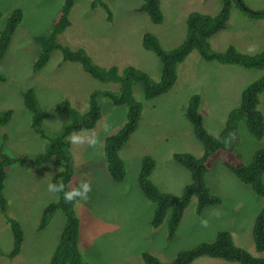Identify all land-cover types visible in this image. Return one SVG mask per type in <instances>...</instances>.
Returning <instances> with one entry per match:
<instances>
[{"label":"rangeland","instance_id":"rangeland-1","mask_svg":"<svg viewBox=\"0 0 264 264\" xmlns=\"http://www.w3.org/2000/svg\"><path fill=\"white\" fill-rule=\"evenodd\" d=\"M241 1L251 11L264 14V0ZM64 2L0 0V30L14 9L22 12V21L0 61V112H12L8 124L0 126V152L3 155L33 156L46 146V142L28 126L30 114L21 97L28 88L35 93L43 112L41 126L49 137L65 122L53 111L55 104L67 100L83 113L92 92L117 91V85L94 80L78 64L62 62L58 50L51 52L38 72L32 70L38 54L33 38L51 30L52 20ZM72 2L70 25L57 37L60 44L71 50L84 49L92 63L102 68L115 66L121 71L128 65L134 66L154 81L159 79L160 63L153 53L141 48L142 35L151 33L164 50L173 49L185 37V19L189 13H202L200 9L213 8L211 13L214 15L220 5V0H216L218 6L215 0H160L163 21L154 25L139 11L142 0H102L111 13L110 21L101 8H90L92 0ZM203 2L206 3L203 5ZM234 12L221 32L210 40L211 51L223 52L235 44L240 45L239 51L250 55L264 52V20H250L243 13ZM248 45H255V52L250 53L246 49ZM242 69L207 62L192 51L177 66L176 83L166 94L144 100L140 85L133 84L132 95L142 108L138 129L118 154L126 173L122 183L113 182L107 174L102 148L104 138L125 121V110L113 106L106 98L98 99L101 116L89 132L95 131L101 143L95 148L69 143L68 149L74 177L76 175L79 183L89 182L92 188L88 199L75 201L73 207L79 219L78 244L83 262L145 264L140 255L149 252L167 263L179 252L212 241L220 230L229 231L234 244L250 255L264 257V253L255 251L251 239L253 217L261 208V198L219 162L212 165L204 180L210 192L220 198L221 204L207 207L197 216L194 211L196 201L192 198L171 240L167 239L166 219L157 228L149 226L154 205L143 196L136 183L141 159L148 156L154 162L151 182L163 192L180 195L190 183V175L173 160L172 154L186 152L198 157L202 151L185 117L188 100L192 95L199 96L198 113L202 116L203 126L210 135H217L224 127L228 113L238 105L240 94H234L264 75V70ZM259 102L264 117V92ZM105 123L109 126L107 132L104 131ZM227 145L241 155L242 161L248 162L252 154L264 146V140L250 135L242 118H238L236 131L228 137ZM59 169L54 164L32 169L28 163L14 164L7 169L3 191L7 215L20 224L24 242L20 255L13 259L6 257L12 248V236L0 215V264H48L64 225L63 213L56 212L43 229L38 230V227L42 210L56 201L47 185ZM203 221L207 222L206 226ZM192 264L237 263L200 257Z\"/></svg>","mask_w":264,"mask_h":264},{"label":"trees","instance_id":"trees-1","mask_svg":"<svg viewBox=\"0 0 264 264\" xmlns=\"http://www.w3.org/2000/svg\"><path fill=\"white\" fill-rule=\"evenodd\" d=\"M241 3V0H220V5L214 15L196 11L189 13L185 19V37L173 49L164 50L156 36L151 33H144L140 42L141 48L153 53L160 63L159 79L154 81L146 72L134 66L128 65L121 71L115 66L107 69L102 68L92 63L84 49L71 50L68 46L60 44L57 37L70 25L69 13L73 4L72 0H65L59 13L52 20L51 30L45 35L33 38V42L37 45L38 54L32 65V70L37 72L43 68L51 52L58 50L62 62L76 63L83 72L94 80L117 85L118 88L114 92L107 90L92 92L88 96L87 108L83 113L74 109L67 100L55 104L53 111L63 117L65 122L60 130L50 137L42 129L43 112L34 91L28 88L22 92L23 105L30 114L28 126L38 138L46 142V146L42 152L33 156L23 154L10 156L3 155L0 152V215L8 225L12 236V248L6 255L7 258L17 257L24 242L20 224L7 215V201L3 195L7 169L18 163H28L32 169L54 164L60 169L52 176L51 183L55 184L62 181L65 184V190L78 187L79 181L76 175L74 177L68 152L70 146L68 137L73 131H90L95 127L101 116L99 98H106L113 106L125 110V121L122 124L120 123L121 125L119 124L120 127L113 134L104 138L102 148L107 174L113 182L122 183L126 173L124 164L118 154L138 129L141 117V104L132 95L133 84L140 85L144 100H152L166 94L176 83L177 66L192 51H196L207 62H216L224 66L235 65L250 71L264 70V52L250 55L239 51L235 46H228L223 52L219 53L210 49V40L221 32L234 11L244 13L250 20H264V14L251 11ZM96 7L101 8L106 19L110 21L111 13L102 0L91 2L90 8L94 9ZM139 11L145 13L154 25H159L163 21L160 0H142ZM1 19L2 15H0V21ZM21 21L22 12L19 9H14L5 20L0 30V61L4 58L11 38ZM199 50H202V53ZM263 92L264 75L249 82L242 89L238 105L228 113L224 127L217 134L219 139L216 138L217 135L207 133L203 126L202 116L198 113L199 96L192 95L190 97L185 109V117L191 125L195 139L202 147L201 155L195 157L190 153L172 154L173 160L185 168L190 175V183L185 185L180 195L163 192L152 183L151 174L154 171V162L148 156L141 159L136 183L143 196L154 205L149 226L157 228L166 219L167 239L171 240L174 238L184 211L192 198L196 201L194 211L197 216H200L207 207L220 205V198L210 192L204 180L212 165L219 162L240 183L248 186L256 196L261 198V208L253 217L251 239L255 251L258 254L264 253V184L262 183L264 146L257 149L252 154L251 159L245 162L242 161L239 153L227 145L228 137L236 131V120L238 118H242L250 135L257 140H264V117L259 109L260 95ZM11 117L12 112L10 110L0 112V126L7 125ZM55 196L56 201L48 204L42 210L38 227V230L43 229L56 212L63 213L64 225L48 264H95L89 261L83 262L80 255L78 244L80 226L79 219L74 213L75 201L66 203L62 198V193L55 194ZM140 257L145 264H192L200 257L220 259L237 264H264V257H254L244 249L236 246L230 232L226 230L217 231L214 239L208 243H202L192 250L179 252L173 260L167 263L161 262L149 252L142 253Z\"/></svg>","mask_w":264,"mask_h":264},{"label":"clouds","instance_id":"clouds-1","mask_svg":"<svg viewBox=\"0 0 264 264\" xmlns=\"http://www.w3.org/2000/svg\"><path fill=\"white\" fill-rule=\"evenodd\" d=\"M255 21H257V20H255ZM255 50H256L255 45H250L248 48V51L250 53L255 52ZM108 127L109 126L107 125V123H105V125H104V131L105 132L108 131ZM216 138L219 139V136L217 135ZM68 140H69V143H71L73 145H87L88 147H91V148H95V147H97V145H99L101 143L99 140L98 134L95 131L89 132L87 130H82L81 132L73 131L72 133H70ZM184 153H186V152H184ZM51 174L52 173H46V175H51ZM78 184H79L78 187H73L69 190H65V184L62 181L55 183V184L54 183H48L47 189L49 192L54 193V194H61L62 193V198L66 203H72L73 201H86L88 199L89 192H91V190H92L91 184L87 181H81ZM202 223H204L205 226L207 224L206 221H203Z\"/></svg>","mask_w":264,"mask_h":264},{"label":"crops","instance_id":"crops-1","mask_svg":"<svg viewBox=\"0 0 264 264\" xmlns=\"http://www.w3.org/2000/svg\"><path fill=\"white\" fill-rule=\"evenodd\" d=\"M193 1V0H192ZM207 1V0H206ZM215 2H216V0H215ZM206 2H203V3H201V4H205ZM216 6H218L217 5V2H216ZM200 11L202 12V13H204V14H209V15H212L213 13H211V12H213V8H209V9H207V10H203V9H200ZM209 12V13H208ZM215 14V13H214ZM236 14V13H235ZM257 21H259V20H257ZM241 30V29H240ZM234 46H236V48H239L237 45H235V44H233ZM242 52V51H241ZM247 52V51H246ZM243 53H245V52H243ZM244 79V78H243ZM243 79H241V83H243L244 81H243ZM240 83V84H241ZM231 91V90H230ZM241 91H242V89H240L239 91H238V93L237 94H234V95H239L240 93H241ZM130 139H131V137H130Z\"/></svg>","mask_w":264,"mask_h":264},{"label":"bare ground","instance_id":"bare-ground-1","mask_svg":"<svg viewBox=\"0 0 264 264\" xmlns=\"http://www.w3.org/2000/svg\"><path fill=\"white\" fill-rule=\"evenodd\" d=\"M92 1H93V0H92ZM100 2H101V1H100ZM100 2H99V3H100ZM232 3H233V2H232ZM239 3H240V2H239ZM241 4H242V3H241ZM235 5H236V4H235ZM243 5H244V4H243ZM243 5H242V6H243ZM91 6H93V5H91ZM243 7H244V6H243ZM236 8H237V7H236ZM233 11H234V10H233ZM239 12H240V11H239ZM241 14H242V13H241ZM243 14H244V13H243ZM243 14H242V15H243ZM152 35H153V34H152ZM233 36H234V35H233ZM231 38H232V37H231ZM233 42H234V41H233ZM256 42H257V41H256ZM257 44H258V43H257ZM239 46H240V45H239ZM239 46H238V47H239ZM246 46H247V45H246ZM248 46H249V45H248ZM246 49H248V48L246 47ZM201 51H202V50H201ZM201 51L199 50L200 53H202ZM81 53H82V52H81ZM203 56H204V55H203ZM207 56H208V55H207ZM242 70H243V69H242ZM241 73H242V72H241ZM63 109H64V108H63ZM63 109H62V111H64ZM34 126H35V125H34ZM79 132H80V131H79ZM72 160H73V158H72ZM74 167H75V166H74ZM203 243H204V242H203ZM199 245H200V244H199ZM154 261L156 262V260H154ZM154 261H153V262H154ZM156 263H157V262H156Z\"/></svg>","mask_w":264,"mask_h":264}]
</instances>
